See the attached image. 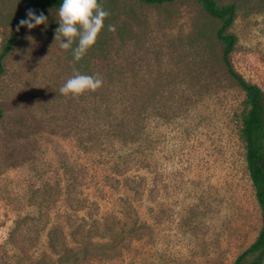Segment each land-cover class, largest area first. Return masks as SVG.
Listing matches in <instances>:
<instances>
[{
	"label": "rangeland",
	"instance_id": "rangeland-1",
	"mask_svg": "<svg viewBox=\"0 0 264 264\" xmlns=\"http://www.w3.org/2000/svg\"><path fill=\"white\" fill-rule=\"evenodd\" d=\"M215 1L235 6L234 70L264 92V0ZM100 4L110 15L79 62L54 42L59 8L3 60L0 264H233L261 217L219 22L193 0ZM23 11L0 0V51ZM74 72L103 85L62 95Z\"/></svg>",
	"mask_w": 264,
	"mask_h": 264
},
{
	"label": "trees",
	"instance_id": "trees-1",
	"mask_svg": "<svg viewBox=\"0 0 264 264\" xmlns=\"http://www.w3.org/2000/svg\"><path fill=\"white\" fill-rule=\"evenodd\" d=\"M101 0H98L100 3ZM144 5L161 6L179 0H137ZM204 13L219 22V27L215 31V40L221 46V63L228 76L237 84L245 96L244 113L241 117L240 139L244 144L245 164L248 177L254 193V198L260 211L261 228L254 242L235 259L233 264H263L264 261V92L256 85L248 83L239 75L231 64V54L236 45V36L229 32L234 18L235 6H219L215 0H193ZM63 0H24V11L21 19H26L29 9L40 12L53 10L60 7ZM26 27H21L5 40L0 51V76L4 73L3 60L12 50L16 41L23 34ZM3 117L0 109V119ZM139 180V179H138ZM141 186V180L136 185H127V189L137 192ZM137 187V188H135ZM39 206V204H38ZM40 209V206L39 208ZM48 234L49 247L54 249L53 240ZM77 252L76 250H74ZM74 252V253H75ZM87 253V252H85ZM88 254V253H87ZM90 258V257H87ZM89 259L84 258V261ZM66 261V259H64ZM68 263V262H66ZM34 264H39L34 262Z\"/></svg>",
	"mask_w": 264,
	"mask_h": 264
},
{
	"label": "clouds",
	"instance_id": "clouds-1",
	"mask_svg": "<svg viewBox=\"0 0 264 264\" xmlns=\"http://www.w3.org/2000/svg\"><path fill=\"white\" fill-rule=\"evenodd\" d=\"M59 27L56 29L54 42L60 41L63 50L72 49L74 60L79 62L87 51L96 43L97 37L104 28V21L110 13L98 3V0H63L58 10ZM26 19H21L17 31L21 27L29 30L47 24V17L43 12L38 15L35 10L29 9ZM108 31L115 32L116 27L109 24ZM76 47L73 49V45ZM46 58V57H45ZM103 85L98 75H84L74 72L66 83L60 88L62 95L79 97L85 92H96Z\"/></svg>",
	"mask_w": 264,
	"mask_h": 264
}]
</instances>
